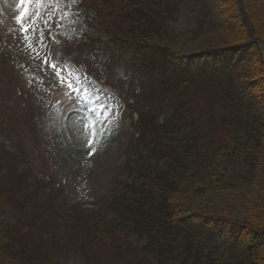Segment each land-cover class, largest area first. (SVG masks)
Wrapping results in <instances>:
<instances>
[{
  "label": "trees",
  "instance_id": "16d2710c",
  "mask_svg": "<svg viewBox=\"0 0 264 264\" xmlns=\"http://www.w3.org/2000/svg\"><path fill=\"white\" fill-rule=\"evenodd\" d=\"M98 1L95 10L125 19L123 41L106 52L107 61L115 56L141 86L137 94L118 95L131 128L121 169L128 182L100 204H72L62 212L50 206L41 183L34 190L0 140V218L3 210L15 214L0 232V264H63L74 256L85 264H264V189L252 197L242 222L183 218L179 202L228 190L229 168L242 163L248 173L257 161L253 148L264 140V0H216L221 12L210 27L225 47L237 48L218 53L209 68H193L183 56L179 62L168 49L149 46V36L161 28L159 14L173 10L174 0L136 2L123 11L117 0ZM228 103L244 116L243 127L223 121L216 142L210 126ZM231 131L254 144L246 141L237 150Z\"/></svg>",
  "mask_w": 264,
  "mask_h": 264
},
{
  "label": "rangeland",
  "instance_id": "374dc122",
  "mask_svg": "<svg viewBox=\"0 0 264 264\" xmlns=\"http://www.w3.org/2000/svg\"><path fill=\"white\" fill-rule=\"evenodd\" d=\"M174 1L173 10L159 14L161 28L149 36V46L168 49L174 60L181 61L183 56L193 68L198 62L209 68L214 56L225 50L221 34L210 27L221 12L216 0ZM136 2L144 5L159 0H117L116 5L123 11ZM97 3L33 2L22 23H18L23 11L19 0H0V140L15 155L18 168L26 171L34 190L41 183L50 206L56 204L62 212L72 204H100L113 187L119 192L121 182H128L121 169L127 162L131 128L119 96L137 94L141 86L130 79V72L119 67L115 56L107 61L106 52L115 51L123 41L125 19L110 14L112 10L107 8L95 10ZM24 27L29 29L26 36L22 34ZM197 30L200 33L193 35ZM113 41L117 45L110 48ZM45 57L62 70L59 79L45 66ZM199 57L202 60L194 61ZM111 84L116 91L108 87ZM227 107L214 115L216 125L210 126L216 142L223 138V121L235 125V130L243 127L244 116L237 113L234 104L228 103ZM93 133L95 142L89 148ZM231 136L235 138L232 131ZM235 139L237 147L250 141L241 135ZM227 144L233 145V141ZM249 144L252 146L254 141ZM253 150L257 161L248 173L242 163L232 165L224 180L230 188L199 198L184 197L179 200L185 206L181 216H193L201 222H242L252 197L264 189V140ZM90 152L94 154L89 156ZM42 203L52 211L48 202ZM2 212L0 232L15 217L9 210ZM135 237L131 235L132 240ZM223 240H215L214 244L220 245ZM63 264L85 262L74 256Z\"/></svg>",
  "mask_w": 264,
  "mask_h": 264
},
{
  "label": "snow or ice",
  "instance_id": "6c2138e0",
  "mask_svg": "<svg viewBox=\"0 0 264 264\" xmlns=\"http://www.w3.org/2000/svg\"><path fill=\"white\" fill-rule=\"evenodd\" d=\"M33 2H40V3H42L43 0H19V6L21 8H23V11L20 14V17L18 19V23H22L23 18L31 10V4ZM28 31H29V29L27 27L22 28V34L23 35L26 36L27 33H28ZM44 64H45L46 67H50L52 69V73L57 76V79H59V73L62 70L57 66V64L56 63L49 64L48 63V60H47V57H45V59H44ZM68 87L71 88V85H69ZM94 127H95V125H93V128ZM94 142H95V133H93V138L91 140H89L88 147L91 148ZM93 154H94L93 152H90L89 153V156H91Z\"/></svg>",
  "mask_w": 264,
  "mask_h": 264
}]
</instances>
